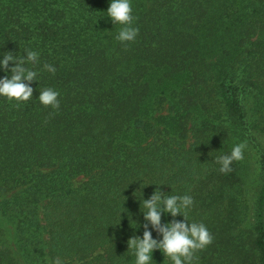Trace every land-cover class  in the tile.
<instances>
[{"label": "trees", "instance_id": "16d2710c", "mask_svg": "<svg viewBox=\"0 0 264 264\" xmlns=\"http://www.w3.org/2000/svg\"><path fill=\"white\" fill-rule=\"evenodd\" d=\"M108 6L0 0V54L39 52L33 98L0 97V264H133L148 183L193 197L189 219L213 235L195 264H264V0H132L124 43ZM47 87L58 110L38 101Z\"/></svg>", "mask_w": 264, "mask_h": 264}, {"label": "clouds", "instance_id": "9594fccd", "mask_svg": "<svg viewBox=\"0 0 264 264\" xmlns=\"http://www.w3.org/2000/svg\"><path fill=\"white\" fill-rule=\"evenodd\" d=\"M105 13L113 25H121L116 35L118 41L124 43L136 39L139 28L135 26L136 17L133 15L132 0H109ZM38 64L39 52L31 48H25L23 55L20 56L14 55L12 51H4L0 54V72L10 73L0 76V97L10 101L15 100L17 103L32 99L34 91L32 82L37 81L36 65ZM42 68L51 74L56 72V67L52 64L45 63ZM59 96L57 90L47 87L39 90L37 98L43 106L58 110ZM246 147L245 143H238L232 147L230 153L218 156L216 162L220 166L219 171L223 174L230 173L232 163L244 159ZM149 184L157 187L148 198H143L142 188ZM160 185L168 184H141L140 189H137L140 211L145 223L142 225V235H133L127 240V250H130V255L134 258L133 264H155L152 253L156 250H159L164 257H168L171 264H195L198 260L196 253L212 243L213 235L202 221L189 219L188 213L194 205L191 195H168L161 190ZM122 211L124 209L119 212V216ZM164 214L170 215L173 219L162 222ZM178 215L182 219H175ZM153 232H156L160 238H154ZM53 264H65V261L57 256Z\"/></svg>", "mask_w": 264, "mask_h": 264}, {"label": "rangeland", "instance_id": "374dc122", "mask_svg": "<svg viewBox=\"0 0 264 264\" xmlns=\"http://www.w3.org/2000/svg\"><path fill=\"white\" fill-rule=\"evenodd\" d=\"M83 180V177H77L73 180V185L78 186ZM11 229L12 226L6 222L5 219L0 217V231L2 232L4 239L9 238V240L12 241V237L10 236Z\"/></svg>", "mask_w": 264, "mask_h": 264}]
</instances>
